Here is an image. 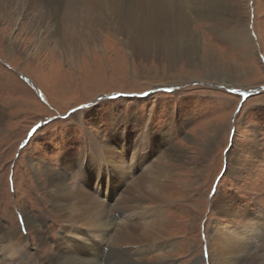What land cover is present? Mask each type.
<instances>
[{
  "label": "rangeland",
  "instance_id": "obj_1",
  "mask_svg": "<svg viewBox=\"0 0 264 264\" xmlns=\"http://www.w3.org/2000/svg\"><path fill=\"white\" fill-rule=\"evenodd\" d=\"M226 1L245 22L236 25L235 16L192 20L186 28L198 33L196 60L185 58L173 41L143 44L130 55L100 22L75 29L69 39L21 27L15 14L10 28L0 22V227L13 232L9 246L16 251L11 254L0 241V264L69 259L71 254L58 248L63 224L46 202L43 175L65 169L71 185L86 190L81 168L92 166L98 175L112 171L94 183L102 194L115 188L119 195L115 181L124 187L129 182L117 179L107 155L101 158L105 150L123 157L131 180L149 173L159 182L161 203L142 201L152 216L135 223L155 222L163 239L121 249L139 248L146 264H216V238L232 246L212 232L218 227L245 232L241 243L250 250L245 258L236 256L239 264L260 263L264 237L255 225L264 221V0ZM96 12L101 10L89 18ZM169 149L180 151L181 165L171 159L168 168L163 165ZM231 155L241 165L231 166ZM132 156L145 162L135 167ZM132 197L137 206L138 196ZM226 203L229 219L216 209ZM25 211L37 221L33 229L23 225ZM112 215L119 219L117 212ZM37 234L45 235L43 244ZM114 257L129 264L127 256Z\"/></svg>",
  "mask_w": 264,
  "mask_h": 264
},
{
  "label": "bare ground",
  "instance_id": "obj_2",
  "mask_svg": "<svg viewBox=\"0 0 264 264\" xmlns=\"http://www.w3.org/2000/svg\"><path fill=\"white\" fill-rule=\"evenodd\" d=\"M93 10H101V13L96 12L93 14L96 16L95 18H89ZM60 12L62 20L59 16ZM237 12L239 13V10H234L226 0H0V22H5L7 28L14 24L13 14H15L16 19L21 17V27H26L29 30L35 28L37 34H47V37L54 34L61 39H69L72 34L77 32L75 29L83 31L98 25L100 22L105 23L106 27L114 32L130 55H135L143 44L151 42L163 44L164 42L173 41L176 42L178 49H182L184 57L189 60L197 59V46L199 44L198 33L186 28L191 21L213 22L217 19H223L221 16L229 20L235 16L236 25H240L245 22V19L243 16H237ZM62 21L63 27H60ZM71 25L75 28H72ZM62 29L65 34H62ZM5 44H7V48L13 50L14 45L7 41ZM1 117L0 114V119ZM98 148L97 145L92 146L93 150H98ZM105 151L106 154L103 151L100 152L101 158L105 160L106 155L110 158L109 166L118 174L117 179L122 180L125 184L129 182L124 187L122 183L119 185L115 181L114 187L119 189V195L115 188H107L108 193L102 194L100 185L94 183L95 181L100 182L101 180L98 178L105 177L108 172L110 175L114 174L112 171H107L105 175H98V169L91 166L93 171L90 175L87 174V171H91L90 166H88V170L81 168L79 172L82 179H87L86 183H90V186L85 183L86 190L79 184L72 186L69 177L68 180L66 179L65 169L59 172H44L43 181H45V184L43 190L47 193L46 202L55 209V213L63 224L58 248L71 254L68 256L69 259L65 258L61 261V264H109L110 261V264H121L115 257L113 258L115 255L127 256L124 260H127L129 264H146L141 258L142 251H138L139 248L130 253L129 250H123L121 247L123 245H137L141 248L143 243L163 239L162 232L164 230L158 233L156 225H154L155 222L140 223L139 225L135 223L140 218L146 219L152 216L153 211L149 209L151 207L144 205L146 199L161 203L157 199L159 182L154 178H149V173L131 180L129 168L124 165L123 157L118 156L113 150V153L110 150ZM179 154L180 151L175 149L166 150L161 158V161H164L163 165L167 167L169 159L173 164L179 163L181 165L180 161H177L179 160ZM130 159L134 161L135 167H138L139 163L145 162L144 159L137 160L136 156H132ZM229 163L231 166L233 164L241 165L240 159L234 155L230 156ZM137 170L138 168L135 172ZM108 181H111V177L108 178ZM104 182L106 183V180ZM107 187H110L109 183ZM93 189L95 191L92 194L90 190ZM132 195L138 196L137 201L139 204L137 206L130 203V201H136ZM105 202L113 204L110 206L106 205ZM216 209L219 210V215L229 219V204L218 205ZM113 212H117L118 220H121L119 223H115V220H118L112 215ZM236 217L232 216L231 218L235 219ZM22 218L24 227L29 229L36 227L37 221L30 212H23ZM161 227L163 229L164 224ZM252 227L251 224L249 232ZM255 228L258 235L264 237V221L263 223L258 221ZM211 230L215 236L216 234L219 236L224 235L227 240L232 242V246H230L228 242H224L225 239L221 241L219 237L216 238L214 245L218 257L216 264H239L236 256L240 255L242 258L248 256L246 249L250 250V248L241 243L245 232L224 233L221 230L218 231V227H213ZM12 233L0 227V241L5 247H8V250H12L11 254L16 252L10 248L11 245L9 246V242L13 237ZM40 234L36 235V239L39 244H43V236L45 235ZM100 245H102L101 249L99 248ZM130 255H133L137 260H131ZM1 261L3 260H0V263ZM47 261L52 264L54 262L53 256H49ZM6 262L7 264H22L19 258L16 261L7 259ZM258 264H264V251Z\"/></svg>",
  "mask_w": 264,
  "mask_h": 264
}]
</instances>
